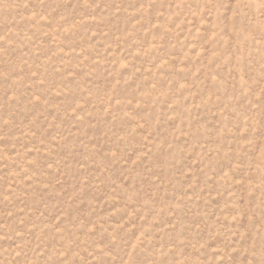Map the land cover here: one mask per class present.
<instances>
[{"label": "rangeland", "instance_id": "374dc122", "mask_svg": "<svg viewBox=\"0 0 264 264\" xmlns=\"http://www.w3.org/2000/svg\"><path fill=\"white\" fill-rule=\"evenodd\" d=\"M0 264H264V0H0Z\"/></svg>", "mask_w": 264, "mask_h": 264}]
</instances>
